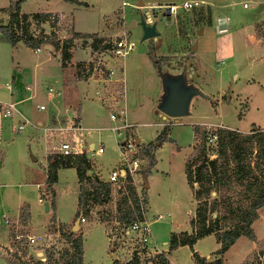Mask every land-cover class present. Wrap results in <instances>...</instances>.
<instances>
[{
  "label": "rangeland",
  "instance_id": "obj_1",
  "mask_svg": "<svg viewBox=\"0 0 264 264\" xmlns=\"http://www.w3.org/2000/svg\"><path fill=\"white\" fill-rule=\"evenodd\" d=\"M84 1L88 4L76 5L74 0H62L47 5L43 0H23L20 2V7L25 11L55 7L70 15L77 30L99 32L109 12L114 8L122 11L123 17L119 16V10L115 11L117 18L115 22L123 26L126 36L134 43L121 59L126 120L135 124V136L141 143L153 139L152 134L159 123L166 121L169 125L168 139L158 146L150 170L144 176L142 174L143 183L146 184L143 192L147 204L144 207L147 210L150 229V235L145 243L148 247L154 246L153 250L148 248V251H158L157 249L167 248L169 231L188 229V221L196 205L183 172L184 160L195 143L192 134L193 123L205 125L209 132L214 131L215 127L225 125L237 129L239 133L264 128V47L262 45L264 43L254 37L252 31L253 23L264 18V0H198L201 2L195 7H178L169 22H160L161 32L156 36L157 40L155 38L139 40L137 25L126 28L129 20L136 18L138 8L134 3L139 0ZM182 1L141 0L143 8L146 9L156 4H180ZM209 16L213 18L212 23L209 22ZM57 17L59 24L56 25V36L62 39L72 31L70 18L58 14ZM218 19L225 21V28L221 31L217 30L215 21ZM119 33L116 31L111 36L105 37L112 38ZM81 41L82 38H78L73 45L78 46L79 49L76 50L80 53L83 50L87 53L85 47L87 45L82 44ZM10 47L9 42L0 39V101L16 99L9 94L10 89L6 87L7 83L10 86L13 84L12 74L16 77V88L20 91L24 90V95L21 96L25 97L28 92V89L25 90V85H29L31 81L33 64H37L40 68L37 67L35 80H32L30 85L37 91L34 95L15 103L27 119L35 122V118L41 117L46 111L43 109V106H46V88L48 86L57 88L59 85L58 81L54 82L53 76L54 73L60 74V66L56 55H52V58L50 56L49 59L45 58L46 52L43 48L34 55L31 48L22 46L23 48H19L11 59ZM172 50H185L189 53L188 57L194 67L193 75L189 80L194 86L210 95L211 99L194 95L190 101L189 113L163 119L157 108L162 84L156 66L159 65L164 71L178 68L181 58L170 59L161 56L175 52ZM148 51L161 58L159 64L154 65ZM20 63L26 64L25 67H20ZM19 67L21 72L17 70ZM90 80L86 84V95L90 98L79 109L75 103L71 105V110L66 115L76 109L81 125L91 131L86 135L87 141L95 145L100 143L103 146V151L91 155L89 161L97 177L105 179L109 170L118 162L114 136L106 127L118 124L122 119L117 117L114 121L110 120L109 109L93 97L96 83L93 79ZM40 104H42L41 108H39ZM16 124L15 116L0 118V233L7 227L9 232L8 241L2 246L3 255L0 254V264H8L5 250L12 240L13 233L23 235L59 230L61 227L55 218L65 222L71 220L65 231L71 230L77 209L78 185L74 167L57 168L56 180L47 186L46 155L41 130L28 124L18 130ZM207 140L211 147L215 146L214 136L211 135ZM252 149L251 163L255 154L254 147ZM213 156L214 154L210 155ZM233 186L239 188L235 183ZM39 196L42 201L38 202ZM210 197H218V194H211ZM45 201L48 205L47 210L43 208ZM120 204L118 195L112 194L106 202L91 204L88 211L83 213L86 221L80 224L79 230L73 231L74 235L81 236L82 264H112L107 249L114 244L111 242L114 232L111 235L106 228H113L117 205ZM17 205L21 206L18 215L15 216L13 214ZM157 213L161 214L159 218H155ZM257 213L256 219L252 222L255 239L239 236L228 250L230 252L224 258V264H243L244 259L251 263L258 260V264H264V253L252 254L257 252L258 248L264 249V205L257 210ZM4 218L8 221L4 222ZM24 218L28 220L24 222ZM114 227H117L116 235L122 239L120 238L118 246L114 247V244L110 248V252L116 254L118 260L127 259L130 251L136 254L135 250L131 249L140 247L141 244L137 241L134 231L125 233L120 224ZM59 234L62 239H59V243L56 240L57 248L52 254L54 259L52 264L63 263L61 260L64 256L63 251L70 247L65 237ZM2 243L3 240L0 239V248ZM214 244L213 237L205 235L197 242V247L210 251ZM189 250L187 245L171 249V259L176 264H188ZM243 251L250 252L248 256L245 257L246 253L241 257ZM150 255L152 252L146 253V250L139 248L140 264H149V261L158 264V254ZM216 256L217 254H212L209 259ZM240 258H243L241 262Z\"/></svg>",
  "mask_w": 264,
  "mask_h": 264
},
{
  "label": "trees",
  "instance_id": "obj_2",
  "mask_svg": "<svg viewBox=\"0 0 264 264\" xmlns=\"http://www.w3.org/2000/svg\"><path fill=\"white\" fill-rule=\"evenodd\" d=\"M21 1L23 0H13L7 7V20L5 22L0 20V34L8 42L14 43L20 40L31 48L48 44L51 46V49L56 51L61 65H67L69 62L71 57L70 48L78 37L82 38V44H86V38H89V46L92 50L109 46L108 41L111 38L97 35L94 32L72 30L67 37L58 38L52 29L54 21L49 19L50 15H56V13L43 11L21 12ZM45 21L48 22L50 27L48 31H45L40 25V23ZM253 31L255 37L264 43V18L253 23ZM149 56L154 65L159 64L161 58H157L153 52H149ZM87 68H91L90 62L87 63ZM82 69L83 63L78 62L76 64V74L85 78L86 75L80 73ZM168 127V124H163L152 140L141 143V150L147 160L142 170L143 176L154 164V149L168 139ZM192 134L195 143L192 146L191 152L187 154L183 165L185 181L196 202L193 214L188 221L191 231H171L166 242V247L167 251H169L179 245L186 244L191 251L192 264H222V253L239 236H246L250 240L255 239L252 222L257 217V210L264 205V128H256L248 132L239 133L237 129L220 126L215 127L214 131L209 132L205 125L193 123ZM211 135L215 139V146L213 147L210 146L207 140ZM252 144L254 145L255 154L254 160L251 163ZM211 154H214V156L210 157ZM46 158L45 182L47 186H50L56 180L57 167L72 166L75 169L78 191L77 209L73 219L86 213L91 204H101L107 201L110 192L109 183L99 179L90 170L89 158L82 154L77 155L73 164L60 162L50 157ZM86 170H90L91 173L85 175L84 172ZM234 183L239 188L236 189L233 186ZM127 189L132 205L125 204V198L120 196L119 201L122 205H117L115 215V218L124 225L132 219L135 213L140 212L139 202L134 195L132 187L128 185ZM211 194H218V197H210ZM142 202L146 203L145 193H143ZM60 233L69 241L71 247V252L62 261V264H81V236L79 234L74 235L75 232L72 230L65 231L60 229ZM208 234H212L214 240L219 244L218 248L214 251L217 256L213 259H209L208 256L199 255L192 248V244L196 239ZM258 249L257 252L255 251L252 254L264 253L263 248ZM63 253L67 254V250L63 251ZM7 259L10 264H19L10 261L9 258ZM258 263V260L253 263L247 261V259L243 261V264ZM22 264H25V262ZM34 264L44 263L35 257ZM45 264L51 263L46 261ZM112 264L139 263L134 254L131 259L126 261H120L116 258L112 259Z\"/></svg>",
  "mask_w": 264,
  "mask_h": 264
},
{
  "label": "built area",
  "instance_id": "obj_3",
  "mask_svg": "<svg viewBox=\"0 0 264 264\" xmlns=\"http://www.w3.org/2000/svg\"><path fill=\"white\" fill-rule=\"evenodd\" d=\"M198 0H183L180 4L176 3H164L160 4L159 8L161 10L167 8L171 15L176 12L178 7L182 8H192L199 4ZM245 5V3H243ZM57 15H50V20L54 21L52 26L53 31L56 33V25L59 24ZM80 38V37H78ZM75 39L76 40L78 39ZM86 44L91 53L88 62L91 63V68H87V63H84L83 69L80 72L86 77H91L95 81V88L93 91V97L98 103L107 107L109 109L108 116L110 120L114 121L118 118L122 121L118 124L110 125V130L115 139V146L118 153V162L115 167L111 168L108 172L107 177L104 179L109 183V196L112 194L118 195V197L123 196L125 198V204L132 205L130 195L128 193L127 186H131L134 195L137 197L139 202V213H135L132 219L126 224H122L116 218L114 220L113 228H106L107 232L114 236L111 242L114 247L119 245V240L121 237L116 235L117 225H121L124 228V232L134 231L137 237V241L141 244L140 247H133L131 250H135L136 257L139 261V248L146 250V253L152 252V255L160 253L158 251H148V247L145 241L148 240L150 235L149 223L146 216L147 210H145V204L142 202L143 197V177L142 170L146 164V157L141 150V142L135 139V124L127 121L125 119V110L123 105V76H122V66L121 59L127 54V52L133 47V42L128 39L123 30L118 35H114L109 39V46L92 50L89 46V38H86ZM44 47V46H40ZM38 48V47H37ZM94 57V58H93ZM50 88H48V91ZM42 107V104L39 105ZM14 109V102L12 100L0 101V118L3 116H8L12 113ZM71 110V105L67 104L64 108L65 114L60 120H55L54 122L47 123L41 128V135L44 144V150L46 157L55 159L60 162H67L69 164L74 163V159L77 155H84L90 158L91 155L99 154L103 151V146L98 143L87 141V133L84 131L83 126L79 120V114L77 110L66 115ZM22 120V119H19ZM25 120L16 124V129H20ZM91 170V169H90ZM90 170L84 172L85 175H89ZM93 172V171H92ZM84 175V176H85ZM100 179V178H99ZM85 183V181H84ZM40 201L41 199L38 198ZM122 205V204H121ZM160 213L155 215V218H159ZM4 222L8 219L4 218ZM84 214L80 215L78 218V223L81 224L85 222ZM66 230V229H61ZM60 229L56 231H48L42 233H25L13 235V240L10 241L9 246H7L5 252L6 257L14 263L22 264H34V258H39L44 264L46 261L53 263V252L57 248L56 240L58 243L60 236ZM117 240V242H115ZM70 244V243H69ZM112 246V247H113ZM110 247V248H112ZM110 248H108L110 250ZM40 250L41 254H36V251ZM108 251V250H107ZM111 251V250H110ZM71 252V247L67 249V254L62 256V261L67 258ZM129 252V257L125 260L131 259L134 255ZM48 255V256H47ZM51 255V257H49ZM116 255V254H115ZM49 258V259H47ZM117 259V256H116ZM59 264H62L59 262ZM149 264H152L149 261Z\"/></svg>",
  "mask_w": 264,
  "mask_h": 264
},
{
  "label": "crops",
  "instance_id": "obj_4",
  "mask_svg": "<svg viewBox=\"0 0 264 264\" xmlns=\"http://www.w3.org/2000/svg\"><path fill=\"white\" fill-rule=\"evenodd\" d=\"M13 0H0V20L2 22H5L7 20V17H8V5L12 2ZM58 1H62V0H43V2H45V4L49 5L51 2H58ZM65 1V0H63ZM76 2V5H80V4H88L86 1L84 0H74ZM209 5V4H208ZM107 8H110V7H107ZM119 10L114 8L112 12H109V14H107V16L104 18V21H103V26L101 28V31H83V30H77L76 28H74V24H73V21L71 20V17L69 14H67L66 12H64V10H61V9H58V8H55V7H44V8H41V9H37V10H28V11H25L23 10L22 7H20V11L21 12H25V13H31V12H53V13H56V15H60L64 18L66 17H69L70 18V27L73 31H79V32H97L98 35L100 36H111V34H114L116 31L119 33H121L123 31V26L119 25V24H116V12ZM120 11V14L119 16H122L123 17V14H122V11ZM210 17V16H209ZM211 21V23L213 22V18L210 17L209 18V22ZM216 22V26H217V30L218 31H221L225 28V21L223 19H218ZM159 23V24H158ZM157 23V27L159 29V32H161V27H160V22ZM162 23V22H161ZM223 24V28H221L219 26V24ZM210 24V23H209ZM41 27L45 30H48L49 29V25H48V22H42L40 23ZM107 30V31H104V30ZM45 30V31H46ZM252 31H253V26H252ZM159 35V34H158ZM253 36L255 37L254 35V31H253ZM3 38L2 35L0 34V39ZM256 39V38H255ZM3 40L7 41L6 39L3 38ZM155 40H157L155 38ZM8 42V41H7ZM76 42H74L75 44ZM9 44L11 45L10 47V51H11V59L13 58V56L15 54H17L19 48H23L22 46H25V47H29V46H26L25 44H23L20 40H17L16 42L14 43H10ZM263 47H264V44H262ZM31 48V47H29ZM41 48L45 49V54H46V57L47 59L52 58V55L53 56H57V53H55L53 51V49H46L44 47H38V48H31V52L36 55L40 50ZM76 49H79L78 46L76 45H73L71 48H70V51H71V57L69 59V62L67 63V65H61L59 60H58V65L60 66V69H59V72L60 74L58 73H54V82L58 81L59 82V85H57V88L54 86H48L46 88V100H45V105L46 106H43V109H46V111L42 114L41 117H36L35 118V122H31L29 119H27L19 110L18 108L16 107L15 103L16 101L19 102V100H23L24 98H27L29 96H32L34 95V93L37 91L34 87L30 86L32 84V80H35V75H36V72H37V67L40 68V66H37V64H33L32 66V69H31V76H30V83L29 85L26 84L25 85V90L28 89V92L26 94V96H21V95H24L23 92L24 90H19L16 88L15 86V81H16V77L13 76V74L11 75V79H13V84L12 86H10V84H6V87L8 89H10L9 91V94L16 98L15 100H13L12 98H10V100H12L14 102V109L12 110V113L8 116H15L16 118V123H19L21 122L22 120H25L24 123L22 124V127L20 129L23 128L24 125L28 124L34 128H39L41 130L42 126L46 125L47 123H50V122H54L55 120H60L63 115L65 114V111H64V108L67 106V104H70V105H73L75 103V106L79 107L81 105H83V103L85 101H87L90 97L87 94V90H86V84L91 81L90 79H92L91 77H85L83 78V76H78L76 74V64L78 62H81V63H86L89 61L90 59V56H89V48L86 47V50L89 52L88 55L86 53L85 50L81 49L84 51H82V53L79 52V50H76ZM172 51H175V50H172ZM73 54H75V58H73ZM189 53H187V51L185 50H177L173 53H167V54H163L161 56H165V57H168V58H172V59H179L181 58V64L180 66H178V68H171L169 69L170 72H176L179 70V67H182L183 64L186 62L187 63V66H191L193 69L194 67L191 65V61L189 59ZM86 55V56H85ZM85 56V57H84ZM170 56V57H169ZM85 58V59H84ZM85 60V61H83ZM223 61V59L221 58V62ZM17 63H19L18 60H16ZM22 63V62H21ZM20 63V67H25L24 65L26 64H21ZM194 64V63H193ZM18 66V65H17ZM17 68V70H19L21 72V69ZM48 88H50V90L48 91ZM29 93V94H28ZM218 100V97L216 98V101ZM124 107H125V104L123 103ZM40 108V107H39ZM190 108V106H189ZM125 110V108H124ZM126 115V113H125ZM168 116H163L161 115V118L163 119H166ZM19 119H22V120H19ZM126 119V117H125ZM162 123V124H161ZM159 123L158 125V128L155 129V131L153 132L152 136L153 138L156 136V134L158 133V131L161 129V127L163 126V124H168L166 121L165 122H161ZM223 124V123H222ZM162 125V126H161ZM83 126V125H82ZM226 126V125H225ZM110 126L106 127V128H109ZM84 128V131L86 133H89L91 132L89 128L83 126ZM99 129H102V128H99ZM110 129V128H109ZM19 130V129H18ZM150 140V139H149ZM164 143V142H163ZM161 145V144H160ZM157 148L159 149V147L157 146L154 151H153V155L154 153L156 152ZM46 157V156H45ZM46 164H47V158H46ZM46 166V165H45ZM57 168H60V167H57ZM57 168H56V171H57ZM92 170V169H91ZM45 177H46V173H45ZM102 180H104V178H102ZM77 185H78V181H77ZM38 186H39V183H38ZM40 198V196H39ZM41 199V198H40ZM42 201V200H41ZM39 202V200H38ZM147 204V203H146ZM21 205H17L16 207V211L14 212L13 215L16 216L18 210H19V207ZM18 215V214H17ZM55 218V217H54ZM26 218H24V222H26ZM56 222L58 224H60V227L61 229H66L68 228V226L70 225V221H60L59 219H56ZM80 228H81V225L79 224ZM79 228V229H80ZM177 231H180V230H176L175 232ZM171 231H169L170 233ZM3 236V237H1ZM8 236H9V232H8V227L6 230H4V232H1L0 233V239L3 240V243L1 245V248L4 244H6V242L8 241ZM169 236V235H168ZM207 236H212V234H208L206 235ZM5 237H6V240H5ZM213 237V236H212ZM203 237H201L202 239ZM122 239V238H121ZM200 238L196 239L195 242L192 244V248L193 250H196L198 252L199 255H202V256H208V258L212 255V254H215L214 251L218 248L219 244L215 241V244L210 248V251H206V250H202V248H198L197 247V242L199 240H201ZM214 239V237H213ZM167 240H168V237H167ZM166 240V242H167ZM67 241V240H66ZM69 242V241H68ZM81 244H82V240H81ZM235 244V242L233 244H231L227 249L226 251H224L221 255V258H222V264H224V258H226L227 256V253H229L230 251H228L233 245ZM186 244H183V245H179L177 247H181V246H184ZM177 247L173 248V249H176ZM216 247V248H214ZM0 248V254L3 255L2 251H3V248L1 250ZM160 253H158V264H176L173 259H171V255H170V250L167 251V248H162L160 249ZM250 251H243L242 253V256L245 255L246 253L248 254ZM188 254H189V262L188 264H192V259H191V251L189 250L188 251ZM246 254V255H247ZM245 255V256H246ZM6 257V256H5ZM243 258H240V262ZM8 261V259H7ZM239 262V260H238ZM8 264L9 261H8ZM81 264H82V259H81Z\"/></svg>",
  "mask_w": 264,
  "mask_h": 264
},
{
  "label": "water",
  "instance_id": "obj_5",
  "mask_svg": "<svg viewBox=\"0 0 264 264\" xmlns=\"http://www.w3.org/2000/svg\"><path fill=\"white\" fill-rule=\"evenodd\" d=\"M134 5L138 8V10H136V18L130 19L126 24V28L137 25L139 27V40L156 38L160 33L157 23L170 21L168 9L165 8L161 10L159 8L160 4L146 9L143 8L141 0L135 2ZM219 26L221 28L224 27L222 23L219 24ZM44 48L51 49V46L45 44ZM56 58L58 59L59 56L57 55ZM156 68L162 84V93L158 99L157 108L164 117H178L189 113L190 101L194 95L211 99L210 95L204 93L190 82L189 79L193 75V70L191 66H187L186 62L180 70L173 73L161 70L159 65H157ZM135 141L137 142L138 138H136ZM145 185L146 184H144V186ZM43 208L44 210L48 208L46 201L43 202ZM78 218L79 217L74 218L72 222V231L79 230L80 228ZM187 231H191V227H188ZM107 250L111 258L115 259L116 255L110 252L109 249ZM36 254L40 255L41 251L37 250Z\"/></svg>",
  "mask_w": 264,
  "mask_h": 264
},
{
  "label": "flooded vegetation",
  "instance_id": "obj_6",
  "mask_svg": "<svg viewBox=\"0 0 264 264\" xmlns=\"http://www.w3.org/2000/svg\"><path fill=\"white\" fill-rule=\"evenodd\" d=\"M138 10V9H137Z\"/></svg>",
  "mask_w": 264,
  "mask_h": 264
}]
</instances>
